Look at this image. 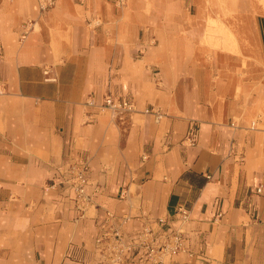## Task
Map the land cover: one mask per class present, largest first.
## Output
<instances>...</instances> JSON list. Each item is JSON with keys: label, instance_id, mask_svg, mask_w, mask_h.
I'll return each mask as SVG.
<instances>
[{"label": "crops", "instance_id": "obj_1", "mask_svg": "<svg viewBox=\"0 0 264 264\" xmlns=\"http://www.w3.org/2000/svg\"><path fill=\"white\" fill-rule=\"evenodd\" d=\"M0 89V264H101L102 227L145 224L186 237L165 264H264V0H0Z\"/></svg>", "mask_w": 264, "mask_h": 264}, {"label": "built area", "instance_id": "obj_2", "mask_svg": "<svg viewBox=\"0 0 264 264\" xmlns=\"http://www.w3.org/2000/svg\"><path fill=\"white\" fill-rule=\"evenodd\" d=\"M41 11L51 8L55 0H37ZM117 5L123 6L126 0H113ZM34 20H26L22 25L23 35H26L34 28ZM47 73V71H46ZM47 79H54L52 77ZM0 89V93H1ZM86 106L97 107L100 111L109 113L112 117L122 119L125 115L132 114L136 107L133 98L128 96H114L106 94L99 103L93 98L85 101ZM144 113L152 114L157 120L164 115L153 107L144 108ZM192 142V138H188ZM146 155H142L145 159ZM88 164L85 162H70L60 169V184L68 187L73 195L72 200L80 212L90 203V197L86 192L88 179ZM54 186V185H53ZM127 188L120 193L125 198ZM261 192V187L257 188ZM182 219H187L188 211L178 208ZM106 219H114L113 213L107 211ZM126 222V217L120 219ZM163 222L162 219L157 220ZM186 237L180 230H165L160 235L154 233L149 224L130 239H126L118 226L105 225L100 230L94 241V250L101 264H124L126 260L132 264H165L164 260L185 251ZM128 254H131L127 257Z\"/></svg>", "mask_w": 264, "mask_h": 264}, {"label": "bare ground", "instance_id": "obj_3", "mask_svg": "<svg viewBox=\"0 0 264 264\" xmlns=\"http://www.w3.org/2000/svg\"><path fill=\"white\" fill-rule=\"evenodd\" d=\"M122 7V6H121ZM95 20V19H94ZM95 22V21H94ZM97 22V21H96ZM93 24V23H92ZM53 77V76H52ZM55 77V76H54ZM156 109V108H155Z\"/></svg>", "mask_w": 264, "mask_h": 264}]
</instances>
